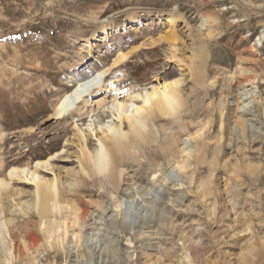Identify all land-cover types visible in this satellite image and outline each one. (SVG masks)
<instances>
[{
    "label": "rangeland",
    "instance_id": "1",
    "mask_svg": "<svg viewBox=\"0 0 264 264\" xmlns=\"http://www.w3.org/2000/svg\"><path fill=\"white\" fill-rule=\"evenodd\" d=\"M99 70L91 105L170 81L184 99L148 119L147 143L130 136L115 186L89 159L100 127L55 115L67 84ZM55 152L35 169L56 180V235L44 236L35 181L15 177L0 264H264V0H0L2 169Z\"/></svg>",
    "mask_w": 264,
    "mask_h": 264
},
{
    "label": "bare ground",
    "instance_id": "2",
    "mask_svg": "<svg viewBox=\"0 0 264 264\" xmlns=\"http://www.w3.org/2000/svg\"><path fill=\"white\" fill-rule=\"evenodd\" d=\"M167 21L172 24L174 23L171 17H168ZM130 28L134 32L137 31L136 26H130ZM105 34L106 33H104V36ZM104 36H102V38H104ZM125 56V54H120L119 52V54L112 59L110 66L113 67L117 65ZM105 73L106 70H99L84 80L76 79L73 84L68 83L67 85L70 88L62 92L55 108V115L66 113L70 115L73 122L76 120H85L87 118L88 123H86V130L89 136H91L96 126L100 127V132L95 131L94 135L97 138V146L94 152H90L91 155L88 154L89 159L93 161V165L97 171L107 172L108 182L115 186L118 168L122 165L121 159L129 150V143L127 142L129 138L132 137L133 139L147 143L148 119L152 121L157 117L170 116L184 106V99L181 96L180 89L176 86V81H170L162 82L159 85H151L148 88H140L138 91H133L130 95H125V98L119 99L115 96L111 98L112 101H105L102 96L95 97L93 98L94 104L91 105L92 101H90V99L92 97L90 95L95 93V89L101 88L100 82L104 79L103 76ZM107 85L108 84H105V86ZM76 102L82 103L83 106L74 109L73 105ZM95 105L96 107H94ZM108 111L114 112L119 120L118 123L115 122L112 125L105 123L103 119L108 116ZM17 122L28 124V117H21ZM124 125L127 126L126 129H124ZM78 133L77 141L82 148L83 155H85V147L83 145H85V141L88 140V138L83 129L78 128ZM186 152L187 156L191 154L188 151ZM56 153L58 152L51 154L46 160H36L33 166L34 169L19 165L11 166L8 171L6 170V172H4L0 159V197L6 192L10 180L15 177L19 178L22 176V178L27 180L35 181V195L37 198V205L40 208V224L44 225V236L52 239L55 237L56 227L54 222L48 217H50L49 213L51 214L52 210L54 208L56 209V205L54 206L53 202L56 201L58 188L56 180L42 179L35 168H48L51 164L50 158L54 157ZM175 160V167L179 171L186 169L188 165L187 160ZM170 172L174 175L173 170H170ZM162 259L161 256L158 257L154 261V264H167L164 263Z\"/></svg>",
    "mask_w": 264,
    "mask_h": 264
}]
</instances>
